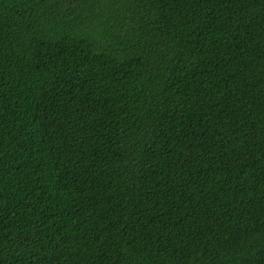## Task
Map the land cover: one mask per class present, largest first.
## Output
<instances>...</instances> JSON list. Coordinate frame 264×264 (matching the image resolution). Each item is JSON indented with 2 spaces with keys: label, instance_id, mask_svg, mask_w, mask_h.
<instances>
[{
  "label": "trees",
  "instance_id": "1",
  "mask_svg": "<svg viewBox=\"0 0 264 264\" xmlns=\"http://www.w3.org/2000/svg\"><path fill=\"white\" fill-rule=\"evenodd\" d=\"M0 264H264V0H0Z\"/></svg>",
  "mask_w": 264,
  "mask_h": 264
}]
</instances>
